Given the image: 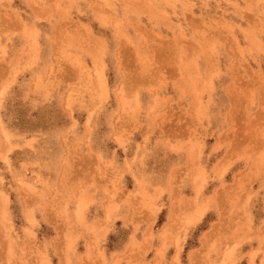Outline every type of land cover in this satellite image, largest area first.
<instances>
[{
	"label": "rangeland",
	"instance_id": "rangeland-1",
	"mask_svg": "<svg viewBox=\"0 0 264 264\" xmlns=\"http://www.w3.org/2000/svg\"><path fill=\"white\" fill-rule=\"evenodd\" d=\"M0 239L264 264V0H0Z\"/></svg>",
	"mask_w": 264,
	"mask_h": 264
},
{
	"label": "bare ground",
	"instance_id": "bare-ground-1",
	"mask_svg": "<svg viewBox=\"0 0 264 264\" xmlns=\"http://www.w3.org/2000/svg\"><path fill=\"white\" fill-rule=\"evenodd\" d=\"M101 10H102V9H101ZM98 12H99V10H98ZM97 14H98V13H97ZM99 14H101V13L99 12ZM17 23H18V22H17ZM97 50H98V49H97ZM172 53H173V52H172ZM174 57H175V56H174ZM96 62H97V61H96ZM179 68H180V67H179ZM98 76H100V75H98ZM102 77H103V76H102ZM99 78H101V77H99ZM146 80H147V79H146ZM97 81H98V80H97ZM99 84H100V82H99ZM101 84H102V83H101ZM103 84H104V83H103ZM103 84H102V85H103ZM187 85H188V84H187ZM100 86H101V85H100ZM203 86H204V85H203ZM105 87H106V86H105ZM105 87H104V88H105ZM203 88H204V87H203ZM182 89H183V88H182ZM187 93H188V92H187ZM189 115H190V114H189ZM132 118H133V117H132ZM188 125H189V124H188ZM251 129H252V128H251ZM248 134H249V133H248ZM258 134H259V133H258ZM229 135H230V134H229ZM251 136H252V135H251ZM237 138H238V137H237ZM248 139H249V138H248ZM244 140H245V138H244ZM246 140H247V139H246ZM251 141H252V140H251ZM261 141H262V140H261ZM245 142H246V141H245ZM257 145H258V144H257ZM235 189H236V188H235ZM199 190H200V189H199ZM231 191H232V190H231ZM233 191H234V190H233ZM235 192H236V191H235ZM2 199H3V200H2L3 203H6V202L8 201V199H7L6 196H3ZM225 202H226V201H225ZM58 203H59V202H58ZM3 206H4V205H3ZM3 206H2V207H3ZM81 206H82V205H81ZM81 206H80V207H81ZM205 206H206V205H205ZM57 209H58V208H57ZM80 209H81V208H80ZM205 210H206V209H205ZM4 211H5V210H4ZM200 212H201V213H200ZM200 212H199V213H200V216H202L203 213H204L205 211H200ZM2 213H3V212H2ZM66 221H67V220H66ZM244 222H245V221H244ZM245 225H246V224H244V226H245ZM69 234H70V233H69ZM69 234H68V235H69ZM205 239H206V238H205ZM0 240H1V239H0ZM64 256H65V255H64ZM44 260H45V258H44ZM47 260H48V259H47ZM42 262H43V261H42ZM46 264H48L47 261H46Z\"/></svg>",
	"mask_w": 264,
	"mask_h": 264
}]
</instances>
